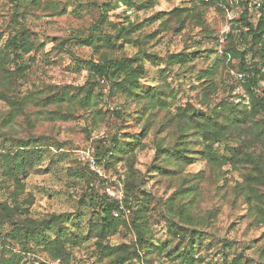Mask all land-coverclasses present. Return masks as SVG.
<instances>
[{"label":"rangeland","instance_id":"obj_1","mask_svg":"<svg viewBox=\"0 0 264 264\" xmlns=\"http://www.w3.org/2000/svg\"><path fill=\"white\" fill-rule=\"evenodd\" d=\"M195 1L0 0V49H6L7 41L19 34L22 28L38 46L17 60L10 52L8 62L3 63L11 70L10 75H13L12 70L17 64L27 65L24 76L15 83L19 92L23 96L37 90L52 94L66 85L71 91L82 88L91 93L89 105L73 107V114L66 120L55 117L53 110L56 106L28 103L15 114L10 127L0 124V152L13 150L18 140L28 137L39 136L44 143L39 147L41 152L35 169L20 178L22 189H19L17 204L27 210L23 218L62 215L69 233L87 237L74 245L66 244L70 258L65 264H110L111 257L99 251V241L111 247L125 244L129 250L137 249L133 221L138 220L141 212L144 213L148 235L164 248L148 254L147 261L130 253L132 258L126 264L180 263L176 252L184 250L189 243L173 236V227L168 225L173 215L178 217L176 224L179 226L187 230L196 228L203 233L202 244L193 246V264L229 263L237 253H241L244 256L242 261L246 259L248 264H264V256L261 255L264 224H251L247 206L233 193L241 171L229 164L220 170L212 167L200 154L202 146L199 144L201 139H198L191 147L190 156L194 158L191 163L178 166L165 162L166 172H163L160 167H164L159 165L156 156V144L160 138L163 144L171 143L173 134V128H164L167 126L163 125L165 111L157 110L145 131L142 127L144 119L139 115L141 104L131 102L120 92H112L105 78L91 79L84 66L73 61V58H81L99 62L102 53L115 59L142 57L138 61L144 68L139 77L142 89L159 84L165 86L166 81L175 91V95L167 99L170 100L169 114H175L177 106L188 104L203 112L222 101L248 106L247 94L237 85L241 75L231 68L238 59L228 52L213 74L215 89L208 98V104L200 99L202 88L208 82L200 72L208 68L215 58H220L225 50L239 49L247 61L257 63L261 70H264V52H257L249 37L244 39L232 29L236 26L234 20L238 17V6H228L225 12L214 6L199 9L200 18L186 22L179 30L172 10L187 7L189 13L195 14ZM105 3L110 7L101 14L99 6ZM102 16L103 21L99 24ZM166 18L168 26L164 29L161 20ZM250 19L256 21L252 11ZM96 23L103 34L116 42V49L106 48L101 40L73 43L75 35H87ZM130 26V32L125 35L126 31L121 28ZM62 40H65L66 47L60 44ZM67 47L71 48L72 55L65 51ZM180 51H196L192 61L188 62L191 73L182 83H179V77H183L184 72H180L179 65L169 63V56ZM0 72V91H3L10 84V77L2 70ZM255 90L261 94L264 80L259 81ZM81 95L82 92L79 93ZM8 110L10 106L0 99V118ZM64 110V107L60 109ZM116 111H121L119 116ZM114 136L137 140L132 143L131 151L109 158L110 155L103 151ZM232 140H228V144L225 141L216 143L214 147L218 154H229V146L234 148L240 142ZM82 172L84 175L80 174ZM198 172H202L201 177L184 183L182 188L187 195L180 196V178L190 179ZM128 186L135 187V200L129 198L128 206H121L120 211L114 212L119 222L117 229L105 240L101 239L92 231L90 224L101 221L104 198L121 200L126 196L125 188ZM13 189L14 183L0 175V200L10 206H14L9 195ZM190 198H193L191 211L194 217L188 224L182 221L178 208ZM23 200L27 201L23 203ZM207 211H211V216H206ZM8 230L7 222L0 223V256L4 244L20 256L17 264L50 262L45 252L39 249H36V254L34 251H21V245L5 235ZM58 263L56 260L52 264Z\"/></svg>","mask_w":264,"mask_h":264},{"label":"trees","instance_id":"obj_2","mask_svg":"<svg viewBox=\"0 0 264 264\" xmlns=\"http://www.w3.org/2000/svg\"><path fill=\"white\" fill-rule=\"evenodd\" d=\"M19 1L21 0H14V2ZM31 1L37 2L39 0ZM123 1L128 3L131 0ZM260 1L261 6L255 10L253 0H196L193 3V8L196 9L195 14L189 13V8L187 7L175 8L171 13L175 14L180 30L186 22H192L195 19L197 20L198 17L200 18L199 9L214 6L217 10L225 12L228 6L234 8L238 6V17L234 20L236 26L232 29L237 30L240 37L244 39L249 37L251 39V46L256 47L257 52H264V0ZM146 3H150V0H147ZM109 7L108 3L100 5V13L103 14L106 8ZM251 11L255 16V22H252L250 19ZM13 14L14 18H16L17 15ZM102 21L103 16L100 17L98 23L100 24ZM99 24H94L92 31L83 37L75 35L73 43H90L93 40H101L106 48L110 50L116 49V42L111 39V36L105 35L100 31ZM161 25L165 29L168 26V18L162 19ZM121 29L126 31L125 35H128L131 26ZM119 31L118 35L120 36ZM18 33L7 41L6 49H0V70L4 71L7 77H10L8 87L0 91V99L10 106V110L0 118V124L10 127L15 114L28 103H41L43 107L48 105L56 106L53 113L55 117L63 120H66L70 117L69 115L73 114V107L78 105L82 107L88 106V99L91 93L82 88H76L71 91L69 86L64 85L52 94H44L42 90H37L29 91L24 96L19 92L15 83L24 76V68L27 65L23 63L17 64L14 70H12L11 74L13 75H10L9 71L11 70L4 67L3 63L4 61L8 62L10 52L14 55L15 60H17L29 53L31 49H38V46L24 28ZM60 44L66 47L65 40H62ZM65 51L72 55L71 48L67 47ZM227 52L231 53L233 58L238 59V62L232 64L231 68L238 75H241L237 85L241 87L243 93L247 94L248 106H240L233 102L222 101L220 104L213 106L208 112H203L202 109H196L188 104L177 106L175 114H169L168 112L170 100L167 99L168 97L172 98L175 95V91L169 88L166 81L165 86L159 84L151 86L149 89H142L139 77L140 74H143L144 68L143 63L141 61L138 62L142 57L134 56L133 58L122 57L115 59L106 53H102L99 62L81 58H73V61L79 66H84L88 72V77L91 79H95L96 77L105 78L112 92H120L121 95L131 102L141 104L139 115L144 119L142 127L145 131L151 124V117L155 115V112L157 110L165 111L164 117L166 119L163 125L167 126L164 128H173V134L171 143L167 142L163 144L162 138H160V141L156 144V156L159 159V165L164 167H160L163 172H166L165 162L176 163L178 166L191 163L194 159L190 156V153L193 151L191 148L193 141L201 139L199 142L202 146L200 154L206 159L208 164L218 170L223 165L229 164L231 167L241 171L240 178L236 180L233 187V193L237 196L238 200L247 206L248 215L251 217L250 223L264 224V90L261 94H258L255 90L258 87L259 81L264 80V70H261L257 63L247 61L244 52L236 48H228L220 55V58L212 60L213 62L208 65V68L200 72V76L206 77V81H208L206 86L202 88L200 99L205 105L208 104V98L215 89L213 74L217 71L218 63L226 58ZM195 53L196 51H180L169 56V63L179 65L180 72H184L185 74L183 77H179V83L185 81L191 73L188 62L192 61ZM161 76L165 80L164 73ZM80 92H82L81 96H79ZM62 101L65 102L64 105L60 104ZM62 107L65 108L64 111H60ZM120 113L121 111H116L118 116ZM0 133L2 132L0 131ZM136 140H125V138L114 136L110 138L109 145L103 152L109 154V158H113L114 156L116 158L122 153L131 151L134 147L131 145L132 143H136ZM228 140H240V142L234 148L233 146H229V154H218L214 145L223 141H225V144H228ZM43 145L44 143L39 136H33L18 140L13 150L9 152H0V175L14 183V189L9 194L10 199L14 202V206H10L6 201L0 200V217L3 218L0 220V223H8L9 230L5 235H9L15 243L20 244L21 251H34L33 253L36 254V249H39L41 252H45L50 262L43 261L40 264H52L56 260H59L58 264H65L70 258V252H68L66 244L74 245L86 240L87 237H78V235L69 233L65 224L66 220H64L62 215L51 214L48 218L41 219L23 218L22 215L27 210H24L23 206L21 207L17 204L20 194L19 189H22L20 178L25 176L30 170L35 169L34 167H36L37 159L40 157L39 153L41 152V148L39 147ZM80 174L84 175L83 172ZM201 175L202 172H198L190 179L184 176L181 177L182 184L178 187L180 189H178L179 195L185 197L187 192L183 190V184L190 183L194 178L198 180ZM190 187V190H193L192 186ZM125 193L126 196L121 198V200L106 196L103 201L104 205L101 208L103 213L101 221L96 224H90L92 231H95V235L100 236L101 239L105 240L108 234H114L117 229L119 222L115 218L114 212L120 211L121 206H128L129 198L133 200L136 197L135 187L133 186L132 188L126 187ZM25 201L27 200H23L22 202L25 203ZM192 202L193 198L186 199L182 203V206L178 208L182 221L188 224L192 223L194 217L191 211ZM206 213L207 217L211 216V211H207ZM137 217L138 220L133 221L136 243L138 245L137 249L133 248L129 250L125 244L111 247L99 241V251L104 256L111 257L109 260L110 264H126L132 258L130 253L134 257L147 261L146 256L148 254L164 248V246L158 245L148 235L149 230L145 226L144 213H139ZM171 219L172 221L168 225L173 227L171 230L173 236H179L189 243L188 246H184V250L176 252L180 257L179 264H193V246L202 244L203 233L196 228H189L187 230L179 226L176 224L178 221L176 215H173ZM166 222H168L167 219ZM225 244L228 243L225 242ZM165 246L167 247L166 244ZM2 247L0 264H17L20 256L13 249L6 248L4 244ZM261 255L264 256V249L261 250ZM243 257L241 253H237L229 263L223 262V264H248V260L242 261Z\"/></svg>","mask_w":264,"mask_h":264},{"label":"built area","instance_id":"obj_3","mask_svg":"<svg viewBox=\"0 0 264 264\" xmlns=\"http://www.w3.org/2000/svg\"><path fill=\"white\" fill-rule=\"evenodd\" d=\"M254 2V9L257 10L261 6V1L260 0H253Z\"/></svg>","mask_w":264,"mask_h":264}]
</instances>
